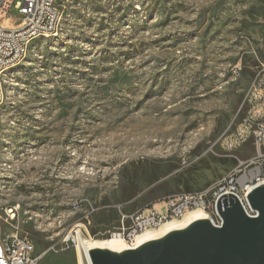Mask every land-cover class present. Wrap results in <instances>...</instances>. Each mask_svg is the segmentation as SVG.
<instances>
[{
  "label": "rangeland",
  "instance_id": "374dc122",
  "mask_svg": "<svg viewBox=\"0 0 264 264\" xmlns=\"http://www.w3.org/2000/svg\"><path fill=\"white\" fill-rule=\"evenodd\" d=\"M58 3L59 33L4 75L0 214L21 210L0 234L18 228L39 264H88L65 241L74 224L83 240L112 239L253 155L211 147L241 121L264 62V0Z\"/></svg>",
  "mask_w": 264,
  "mask_h": 264
},
{
  "label": "built area",
  "instance_id": "2783aa9c",
  "mask_svg": "<svg viewBox=\"0 0 264 264\" xmlns=\"http://www.w3.org/2000/svg\"><path fill=\"white\" fill-rule=\"evenodd\" d=\"M13 11L16 14H13ZM62 17V10L57 1L50 0H0V70L3 63L19 60L27 51L19 49V42L27 38L49 37L55 32V23ZM6 47H16L19 58L6 56ZM258 58V56H257ZM240 63L234 66V73L240 74ZM0 83V98L1 95ZM245 112L236 128L220 136L212 145H218L228 155L233 154L248 144H252L254 153L226 174L210 188L192 192L179 193L164 201V208L157 204L130 215L131 224L123 226L116 236H133L138 230L158 228L159 221L172 218L173 215L187 210L201 208L216 213V202L219 197L230 193L237 194L246 204L245 195L250 183L264 176V62L251 81L242 104ZM77 209L81 207L80 203ZM21 206H6L0 214L1 220L11 223L19 217ZM83 222L74 224L65 241L79 246L83 238ZM41 256L36 254L34 243L27 237L19 235L18 228L11 233L0 234V264H39Z\"/></svg>",
  "mask_w": 264,
  "mask_h": 264
},
{
  "label": "water",
  "instance_id": "95a60500",
  "mask_svg": "<svg viewBox=\"0 0 264 264\" xmlns=\"http://www.w3.org/2000/svg\"><path fill=\"white\" fill-rule=\"evenodd\" d=\"M244 201L235 193L195 216L133 246L87 240L90 264H264V182Z\"/></svg>",
  "mask_w": 264,
  "mask_h": 264
},
{
  "label": "bare ground",
  "instance_id": "6f19581e",
  "mask_svg": "<svg viewBox=\"0 0 264 264\" xmlns=\"http://www.w3.org/2000/svg\"><path fill=\"white\" fill-rule=\"evenodd\" d=\"M50 1H57V0H50ZM61 20H62V17H58V19L56 20L55 32H54L53 36H56L59 33ZM49 37H52V36H49ZM37 38H39V37L27 38V40H25V41H20L19 42V49H21V51H27L29 48V45L32 43V41L37 39ZM26 53L27 52H23L21 54V57L19 60H10V61H6L3 63V68L0 70V83H2L1 84V95H2V97L0 98V107L4 101V98H5V92H4V86H3L4 75L6 74V72L9 69L17 66L24 59ZM6 56L11 57V58H19V51H17L16 47H6ZM262 182H264V176L260 180H256L255 182L250 183V187H249L248 191L251 190L255 185L260 184ZM10 206H16V205H10ZM74 208L77 209L76 204L74 205ZM204 213H210L215 219H217V214L211 213L210 210H201V208H194V210H187L185 213H179L178 215H173L172 218H167L164 221H159V227L158 228L141 229V230H138V232L134 233L133 236H116V237H113L112 239H108L106 241H108L110 243H115V244H121V243H127L128 242L129 244L135 246L139 242H141L142 240H144L146 238L158 235L170 227L180 225V224L186 222L187 220H189L195 216L204 214ZM86 242H87L86 240H82L80 242V244L78 246V253L80 252V254H82L83 257H85L86 262H88V264H90V262L88 260L86 248H85ZM81 258H80V260H81ZM81 263L82 262H80V264Z\"/></svg>",
  "mask_w": 264,
  "mask_h": 264
}]
</instances>
